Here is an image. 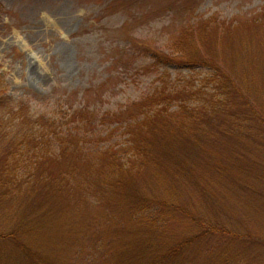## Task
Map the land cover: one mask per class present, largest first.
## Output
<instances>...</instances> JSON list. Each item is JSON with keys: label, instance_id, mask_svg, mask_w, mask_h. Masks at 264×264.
Here are the masks:
<instances>
[{"label": "rangeland", "instance_id": "rangeland-1", "mask_svg": "<svg viewBox=\"0 0 264 264\" xmlns=\"http://www.w3.org/2000/svg\"><path fill=\"white\" fill-rule=\"evenodd\" d=\"M194 22L213 27L190 46L204 66L145 69L144 46L180 48V33ZM221 72L219 94L213 79ZM0 76L15 100L46 97L30 103L49 117L68 122L70 107L88 105L104 123L98 140L115 148L131 132L129 117L150 123L152 92L184 84L197 93L189 99L179 90L188 105L154 146L157 163L147 161L117 192L166 202L158 216L153 207L130 221L121 207H93L66 189L51 195L38 187L19 194L17 206L0 198V264H264V0H0ZM233 84L254 99L232 94ZM151 127L165 131L166 123ZM74 159L57 166H79ZM30 213L36 227L22 235L25 248L14 228ZM202 223L215 235L193 241Z\"/></svg>", "mask_w": 264, "mask_h": 264}, {"label": "trees", "instance_id": "trees-1", "mask_svg": "<svg viewBox=\"0 0 264 264\" xmlns=\"http://www.w3.org/2000/svg\"><path fill=\"white\" fill-rule=\"evenodd\" d=\"M212 32L213 27L210 23L194 22L185 32L180 33L176 41L180 48L174 47L166 53L162 51L148 52L145 50L147 46H144L145 49L140 51V56L144 54L151 60V64H145V69L156 73L158 69L163 68L162 71L165 73V70L170 68H174V71L178 72L182 68L195 69L200 64L204 66L206 62L201 59L198 50L194 52L193 48L198 46H195L196 40L203 43ZM164 60L166 61L164 62ZM153 67L155 68L152 69ZM162 71L157 78L165 80L166 76L162 74ZM218 71L221 70L218 69ZM214 77L213 81L217 83V91L221 94L220 92L225 89L223 81L226 76L221 72ZM241 82L246 83L247 89L250 87L246 76ZM163 86H165L164 82ZM6 88L7 85L3 81V77L0 76V143L2 142L4 146L0 152V198H9L17 206L19 194L25 192L31 194L38 187L43 188L51 195L62 193V189H66L68 196L74 195L80 199L92 200L95 205L93 207L97 206L106 210L111 208L118 210L121 207V213H126L124 214L125 219L130 221L136 219V214L150 216L151 214H147V211L150 212L153 207H161L154 212L158 216L165 205H168L164 201H157V199H150L145 203L140 198L134 200L129 195L121 196L117 192L123 189L126 182L134 179L139 170L145 167L147 161L157 163L154 146L162 143L164 137L168 136L166 131L171 125L169 123L171 118L172 120L177 118L175 117L178 115L176 113L180 114L182 109L188 105L187 99L181 97L182 91L189 93V99L197 94L193 92V87L183 84L181 87L177 85L172 87V90L160 88L158 91L152 92L149 95L150 101H147L149 106L146 108V112L151 115H144L150 123L143 127L135 116L129 117L131 120L126 122V127L130 128L131 132L126 134L123 142L125 145L119 148L105 145V141L98 140L99 137H102L104 123L97 122L93 114L95 111L88 105H78L75 109L70 107L68 110L72 112L71 119L66 122L65 119L49 117L44 111L40 112L32 107L31 100L43 101L46 97L41 96L40 98L32 95L30 101L27 102L23 99L15 100L8 95ZM181 89L182 91H179ZM247 89H242L241 85L238 87L233 84L231 92L243 100ZM232 94H224V97L228 98ZM246 95L250 99L252 97L254 99L252 93V97L247 93ZM142 109L139 108L137 112ZM161 122L166 123L165 131L155 132L151 126L157 127ZM13 132L15 135L11 139L10 135ZM75 154L76 159H80L79 166L72 164L71 168L66 167V169L57 166L69 155ZM97 156L100 158L105 156L106 162L94 160ZM76 159L74 160L76 161ZM48 164H54L56 169H48ZM89 185H94L95 189L89 190L87 188ZM33 214L30 213L26 218L24 217L14 228L13 239L17 245H22L25 248L26 244L22 235L26 237V234L28 236L35 230L37 218ZM202 226L200 229L202 231L193 241L197 240L202 243L204 241L201 240L210 239V236L215 235L214 228L206 227L205 223H202ZM217 230L220 229L217 228ZM165 254L168 256V252ZM124 263L126 264V261Z\"/></svg>", "mask_w": 264, "mask_h": 264}]
</instances>
